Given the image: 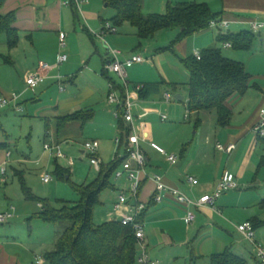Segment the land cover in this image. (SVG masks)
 Returning a JSON list of instances; mask_svg holds the SVG:
<instances>
[{"label": "crops", "instance_id": "crops-1", "mask_svg": "<svg viewBox=\"0 0 264 264\" xmlns=\"http://www.w3.org/2000/svg\"><path fill=\"white\" fill-rule=\"evenodd\" d=\"M67 2H71V0H7L4 3L0 14L2 16L13 14L16 19L15 27L19 33V44L16 48L11 51L9 50L11 53L8 56L9 63L5 64L15 67L21 63L24 73L21 78L23 86L17 87L15 90L12 89L13 91L4 89L2 87L4 82L2 83L0 80V99L10 98L13 94H16L19 97L17 106L24 102V99L26 100L27 107L29 105L32 107L31 110L34 112V118L40 119L45 123V145L47 143L46 140L49 139L54 145L61 147L64 142L83 137L86 131H88L89 125H92V129L89 131L92 133L93 139L89 142H99V158L104 164V158L109 157L112 160L114 153L115 158L118 155L125 154L126 137L128 135L127 124L124 122V128H121V120L116 114L117 108L108 103L110 83H115L118 91L122 95H126L127 91L123 82L119 81L120 79L118 77V81L110 77L111 74L109 75L107 73L106 66L112 60V50L120 49L122 52V60H126L133 55H141L144 44L137 37V31L129 28V24L122 26V33H120V27H118L119 30L116 27L118 30L117 34L105 35L106 37L102 35L105 24L112 23L111 20L116 15L115 11L105 3V0H88L81 9H77L73 3L68 6L66 5ZM222 2V10L216 13L221 12L222 17L220 20L230 22L229 29L225 31L228 35L253 33L251 23L255 20L264 21V0H224ZM209 30L211 29L203 31L197 34V36H203ZM223 32V30L219 31V34L210 40L214 42L215 39L218 42V37ZM60 33L67 35V46L63 50L60 49ZM254 35L256 36L255 42L252 49L248 52H251L254 46H264V31ZM190 43L187 42L186 46H183L185 47L183 50L187 58H190ZM102 44L105 49L101 48ZM222 46L225 49L224 52H227L229 56L227 58L234 61L239 60L237 62L240 63L243 62L240 60L246 59L244 53L247 51L227 48L225 44H222ZM20 49H23V51ZM60 54L67 55L68 61L62 66L54 68L50 72L46 82L39 88L31 91L27 89L25 86L26 76L36 72L41 64L56 67ZM156 60L153 57L152 62L147 60L145 63H149V65L155 67ZM144 64L135 66L128 71V95L135 105L133 110L135 130L141 139L142 149L148 161L145 174H141L142 191L140 200L148 204L144 217V225L150 255L152 259L158 261L160 264H171L169 261L174 257L173 252L190 246V236L197 230V227L202 224L206 226L205 230L198 233L199 238L200 236L210 234L214 227L219 226L216 221L219 218L218 213H221V211L217 206L221 205L228 209L230 203L226 200L223 201L221 197L216 202L215 208L208 206L196 210L200 215L196 217L195 223L197 221L199 223L193 227V225H188L186 221L190 209L178 204L173 197H167L160 204L152 202L156 188L154 177H163L168 187L178 188L196 200L202 196L212 195L226 172L232 173L236 177L237 182L239 179L227 167L225 169L222 168V165L214 172H208L207 169L198 167L196 170L194 169V174L190 175L189 172L192 171L194 163L188 159L189 145L184 146L180 151L179 158L183 162L179 165L177 164L178 166H172L165 156L152 150L151 141L153 139V129L152 125L146 119L157 115L162 122H167L169 121L168 117L166 116L167 120H164V115L159 113L158 108L168 107L170 111H176V106L180 105H174L173 100L169 103L166 101V94H171L172 92L167 87L162 88V91L158 95L153 96L149 100H141L139 98L136 86L165 81L156 67L160 80L162 81H153V75L156 76L155 71L153 68H145ZM250 64L248 65L249 67H245L252 76L251 87L244 96L233 97L228 102V106L233 113L232 121L229 127L222 128L225 130V133L223 134L221 132L218 135V141L215 142V148L218 145H237V149L231 155L222 152L228 155L229 158H234L235 153L240 151V145L243 141H246V138L248 139L253 134L257 136L254 128L261 121L260 111L264 105V63L262 61H256L255 59ZM137 68L140 69L136 71ZM59 76L64 79L62 84L59 83ZM14 82L13 80L12 85ZM61 85L65 87L64 92L61 91ZM179 102L181 103L183 101ZM15 110L17 111L16 108ZM85 112L92 114V117L86 124H83L81 121H73L63 127L59 126V120L61 118ZM96 124L98 126H94ZM201 124L202 119L198 118L196 125L200 126ZM257 139L260 140L258 137ZM0 148V171L5 164L7 170L10 165L16 163L11 162L13 156L7 143L1 144ZM108 149L109 152H107ZM167 150L166 152L170 155H176L174 151ZM8 153H10V157H8ZM84 154L87 153L84 151ZM64 156L66 158V155ZM17 162H24V160L20 159ZM15 172L21 176L20 178L23 177L21 170L18 169ZM206 173H210V175L207 176ZM6 175L7 171L2 176L5 177ZM188 177L195 178L199 182V185L194 187L189 184L187 182ZM5 178H3L2 183L7 185ZM201 186L202 188L199 191L198 188ZM128 187L129 183L125 180L123 186L118 187L114 185V188L107 190H113V192L118 193L120 189H123L118 193L120 196L122 191L128 190ZM107 190L100 197L102 203L104 199L107 201L108 199H112V195H106ZM118 200L119 197H114L111 200L113 201V211L106 213L108 222L118 221V217L114 213V208ZM12 207L15 208L13 204L8 203L0 210V214L10 211ZM14 213H17L16 208ZM192 227L194 232L191 229ZM0 238V264H37L40 257L45 259L44 254L37 252L35 245L21 241L16 235L11 236L6 233ZM227 249L233 252L232 245L231 247H226L225 251ZM209 250L211 251L207 255L205 253L198 255L195 252H192L190 255L188 252L185 256L187 258L191 257L194 261L195 258H206L209 259L207 264H211V256L221 253H215L211 247ZM176 255L178 254L176 253ZM250 256L252 263L244 259L247 264H259L253 252ZM178 259V257L176 259L174 258V260ZM162 260L165 263H162Z\"/></svg>", "mask_w": 264, "mask_h": 264}, {"label": "rangeland", "instance_id": "rangeland-1", "mask_svg": "<svg viewBox=\"0 0 264 264\" xmlns=\"http://www.w3.org/2000/svg\"><path fill=\"white\" fill-rule=\"evenodd\" d=\"M182 3L207 4L215 13L221 11L223 5L222 0H144L143 12L145 15H165L170 7H176ZM110 24L113 25V23ZM128 26L136 31L130 25ZM122 30L123 28L120 27V33H122ZM223 31L224 35H228V33H225L226 30ZM218 34L219 30L211 29L203 36L193 35L183 42L177 43L180 31L169 30L159 33L155 38L142 41L144 48L141 56L151 62L152 58L155 57L157 59L155 67L160 71L162 78L168 84L180 86L176 94L171 92V94L173 93V104L180 105L176 106V111H170L168 107L158 108L159 113L167 116L169 121L162 122L157 115L146 119L153 129L151 142L161 148L168 149L167 151H174L178 158L183 147L189 145L188 159L194 163L192 171L189 172L190 175H193L194 169L196 170L198 167L205 168L208 172H214L222 165V168L227 167L239 179V189L222 196L223 201L226 200L230 203L229 208L226 209L221 205L217 206L221 211V213H218L220 219L218 218L216 221L219 226L214 227L215 229L213 228L210 234L198 238V233L205 230L206 226L202 224L197 227V230L194 229L196 230L194 232L193 227L199 223L198 221L194 222L191 228L194 233L190 236V246L175 252L172 251L174 257L169 261L171 264H207L209 259L195 258L194 261L191 257L187 258L185 254L189 252L191 255L192 252H195L198 255L202 253L207 255L211 251L209 250L210 247L214 249L215 253H222L226 247H231V245L235 254L252 263L250 256L253 252L252 245L243 239L236 226L255 218L264 222V210L260 207V203L264 200V168L259 169L261 160L264 157V144L253 134L242 142L240 151L235 153L234 158H229L228 155L215 148L218 135L221 132L225 133V130L217 125L215 112L203 113L200 117L202 119L200 126L196 125L199 117L192 116L189 120L186 119L189 98L187 85L190 77L182 63V60L187 58L183 46H186L187 42H191L189 47L190 57H194L197 52H202L210 47L220 48L223 54L229 57L227 52H224L225 49L221 43L216 42L215 39L214 42L210 40ZM101 48L105 49L103 44ZM20 50L23 51V49ZM115 51L121 50L115 49ZM10 54L6 37H4L0 46V80L2 83L4 82L1 83L4 89L13 91L15 88L23 86L21 78L24 72L21 63L15 67L4 63L3 56H9ZM244 54L246 59L240 61H243L242 63L245 66L251 65V61L253 62L255 59L264 63V46H254L251 52L247 51ZM144 65L145 68H153L155 71L156 76L153 75V81H162L155 67H152L149 63ZM139 69L137 68L136 71ZM110 77L113 80H119L115 74H111ZM13 80L15 82L12 85ZM176 95L184 97L182 104L175 99ZM23 101L22 105L19 104L21 106L19 108L23 110L21 113L15 110L17 105L0 110V145L4 143L9 145V150L13 156L11 162L16 163L7 168L6 178L2 176L0 171V210L8 203L13 204L17 210L16 217L14 216L4 225L0 224V237H3L6 233L11 236L16 235L21 241L35 245L38 253L46 255L49 251L54 250L62 227H57L39 219L38 215L41 210L38 207V201L30 202L25 198L21 176L17 175L15 170H21L27 188L35 197L57 209H60L63 203L73 206L81 202L82 197L77 190L82 186L95 183L99 179V171L91 165L89 156L84 154L85 144L93 139V135L89 131L92 129V125H89L88 131L83 137L64 142L61 148L66 158L57 159L44 150L45 123L40 119H35L34 112L31 110L32 107L30 105L27 107L26 100ZM94 126H98V124ZM46 142L47 145H54L49 139ZM152 150L154 149L152 148ZM107 152H109V149ZM154 152L157 151L154 150ZM112 157V160L109 157L104 158V164L112 163L115 160V153ZM20 159H23L24 162H17ZM71 161L73 165L70 164ZM182 162L179 158L178 165ZM58 167L68 172V175L64 178L59 177L57 174ZM206 174L207 176L210 175V173ZM47 175L52 178V182L49 184L44 183L42 180V177ZM3 178L6 179L7 185L2 183ZM124 182L125 180H119L116 177H113L111 181L112 185L118 187L123 186ZM201 188L202 186L198 190L200 191ZM118 193L113 192V190L106 191V195H112L111 200L114 197L118 198ZM105 200L96 206L94 210V223L98 226L107 223L106 213L113 211V201L110 199ZM194 212L196 217H199L200 213L196 209ZM263 232L264 228L257 230V237L259 241L264 243ZM169 256L171 255L169 254ZM176 257L179 259L174 260ZM162 263L165 262L162 260Z\"/></svg>", "mask_w": 264, "mask_h": 264}, {"label": "trees", "instance_id": "trees-1", "mask_svg": "<svg viewBox=\"0 0 264 264\" xmlns=\"http://www.w3.org/2000/svg\"><path fill=\"white\" fill-rule=\"evenodd\" d=\"M6 1L0 0V10ZM105 3L116 13L111 20L113 25L122 27L129 24L136 29L140 41L155 38L163 31L179 30L177 43H180L190 36L210 29V23L222 17L221 13L213 12L207 4L182 3L170 7L165 15H145L144 0H105ZM15 21L13 14L7 16L0 14V46L2 39L6 37L10 51L19 44ZM255 39L256 36L251 32L239 35L220 34L218 42L230 43L232 48L238 51H249ZM3 61L9 63L8 56L4 57ZM182 63L190 74L187 85L189 90L187 108L191 117L192 115L199 117L205 112H215L217 125L221 128L229 127L233 113L228 102L233 97L244 96L251 87L252 76L245 65L227 58L220 48L213 47L203 50L200 60L190 57ZM138 86L142 87L137 90L141 100L151 99L164 87L174 93L179 89V85L168 84L166 81ZM91 117L90 112L77 113L61 118L59 126L63 127L73 121L86 124ZM119 118L121 128H124L125 120L121 115ZM260 141L264 144V139ZM125 160L126 158H121L108 165L103 164L99 171V179L77 190L82 197L81 202L73 206L63 203L60 209L40 201L27 188L24 178H21L25 198L30 202L38 201V204L43 206L38 215L39 219L62 227L54 250L45 255L47 264H137L138 245L133 228L124 227L119 221L107 222L99 226L94 223V210L101 204L100 197L105 190L114 188L111 183L112 178ZM260 168H264V157ZM57 174L64 178L68 172L58 167ZM260 207L264 210V200L260 203ZM144 217L145 213L140 218V222H144ZM251 222L257 229L264 228V222L258 218ZM211 264H247V262L227 249L221 254L211 256Z\"/></svg>", "mask_w": 264, "mask_h": 264}, {"label": "built area", "instance_id": "built-area-1", "mask_svg": "<svg viewBox=\"0 0 264 264\" xmlns=\"http://www.w3.org/2000/svg\"><path fill=\"white\" fill-rule=\"evenodd\" d=\"M88 0H71L67 2L66 5L70 6L72 3L77 9L86 4ZM230 27V22L226 20H215L210 23V29H216L219 31L228 30ZM251 29L254 34H260L264 31V21L255 20L251 23ZM118 30L115 26L110 23L105 24L102 35L117 34ZM60 49H65L67 46V35L65 33H60ZM225 47L232 48L231 44H225ZM112 60L106 66L107 73L115 74L124 84L126 89V95L120 94L115 83H110V92L108 96V103L111 106L117 108V116H123L125 123L127 124L128 135L126 137V146L125 154L118 155L116 159L126 158L123 166L116 172V179H123L129 183L127 191H122L119 200L114 208V213L118 217V221L124 227L133 228L135 238L137 240L138 252H137V264H160L158 261L152 259L149 246L146 240V231L144 222H140V218L146 212L148 204L140 200V195L142 191V180L141 174H145L147 169V157L145 152L142 149V143L140 137L136 134L135 130V118L133 110L135 105L129 98L128 89V70L134 68L135 66L142 65L147 60L141 55H133L131 58L122 60L121 51H111ZM196 58L201 59V53L196 54ZM68 61V56L65 54H60L58 57V62L56 67H52L48 64H41L40 68L33 73H30L25 78V84L29 90H36L41 85H43L49 77L50 72L54 68H58L65 64ZM59 83H63L64 79L59 76ZM142 87L137 86V90H140ZM61 91H65V87L61 85ZM166 101L169 103L173 100L171 94H166ZM19 97L13 95L10 98L0 99V110L6 109L12 105H16ZM18 112H22L19 106L16 107ZM188 109V108H187ZM190 112L188 110L186 119H190ZM261 121L255 126L254 131L258 138L264 139V105L260 111ZM164 120H167L166 116H163ZM151 147L165 156L167 161L172 165L176 166L179 162V158L176 155H170L158 146L155 143L151 144ZM99 148L100 144L97 141L88 142L85 144V152L90 157L91 165L97 170L100 171L103 165V162L99 158ZM45 152L52 154L57 159L65 158L64 153L61 150L59 145H45ZM217 149L221 152L232 154L236 149L237 145L231 144L229 146L218 145ZM1 150V148H0ZM10 157V153H8ZM73 165V162H70ZM6 164L1 169L2 175L6 174ZM42 180L44 183L49 184L52 182V178L47 175L43 176ZM154 182L156 184L155 194L152 197V202L155 204H160L165 201L167 197H173L174 200L183 206H186L190 209L188 212L186 221L188 225H192L196 220V214L194 210H200L204 207L215 208L216 202L226 193L239 189V184L236 180V177L230 173L226 172L221 180L219 181L215 191L212 195L202 196L199 199H192L187 193L178 189L170 188L165 182L164 178L161 176H155ZM187 182L192 186L196 187L199 185V182L193 178L188 177ZM40 209H43L42 204L39 205ZM15 208H11L10 211L0 214V224L4 225L8 223L15 216ZM238 233L243 237V239L249 242L253 248V254L259 264H264V243L258 240L257 228L251 221L243 223L236 226ZM264 238V232H263ZM37 264H47L44 258H39Z\"/></svg>", "mask_w": 264, "mask_h": 264}, {"label": "water", "instance_id": "water-1", "mask_svg": "<svg viewBox=\"0 0 264 264\" xmlns=\"http://www.w3.org/2000/svg\"><path fill=\"white\" fill-rule=\"evenodd\" d=\"M175 99H176L177 101H184V97H181V96H179V95H176V96H175Z\"/></svg>", "mask_w": 264, "mask_h": 264}]
</instances>
